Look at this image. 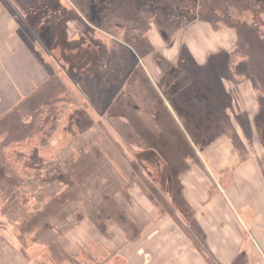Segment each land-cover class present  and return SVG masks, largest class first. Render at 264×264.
<instances>
[{
    "label": "rangeland",
    "instance_id": "obj_1",
    "mask_svg": "<svg viewBox=\"0 0 264 264\" xmlns=\"http://www.w3.org/2000/svg\"><path fill=\"white\" fill-rule=\"evenodd\" d=\"M2 4L30 55L2 65L0 264H124L115 242L150 217L191 223L178 177L210 166L206 146L238 129L264 144V0ZM243 211L227 264H264Z\"/></svg>",
    "mask_w": 264,
    "mask_h": 264
},
{
    "label": "crops",
    "instance_id": "obj_2",
    "mask_svg": "<svg viewBox=\"0 0 264 264\" xmlns=\"http://www.w3.org/2000/svg\"><path fill=\"white\" fill-rule=\"evenodd\" d=\"M18 47L20 54L13 58L12 51L17 54ZM24 52L30 55L29 49L18 36L15 17L8 14L0 0L1 80L2 76L3 79L7 77L2 68V65L7 64L5 58L16 60L24 56ZM2 53L5 54L1 55ZM20 66L25 65L20 62ZM5 83L3 87L8 88V82ZM2 89L4 88H0V95L3 94V97L0 96V109L3 110H0V115L7 112L2 107L8 104L7 95L4 91L1 92ZM14 90H11L12 96L17 97ZM237 93L245 112L249 115L256 114L259 107L250 83L241 82L237 86ZM237 132L240 138L238 140L248 155L247 161L239 162L232 137L223 135L204 148L210 166L199 161L192 164L189 171L179 175L182 206L190 212L191 223L185 224L180 218L175 219L167 214L156 219L150 217V230L143 240H137L133 244L129 242V246L122 250L120 241L115 242L112 249L115 257L124 261V264H209L208 259L213 264H227L238 249L236 243L239 237L244 235L237 220L239 209L244 210L246 221L257 233V239L264 248V149L254 135L247 140L241 130L238 129ZM181 226L192 227L190 234L181 230Z\"/></svg>",
    "mask_w": 264,
    "mask_h": 264
},
{
    "label": "trees",
    "instance_id": "obj_3",
    "mask_svg": "<svg viewBox=\"0 0 264 264\" xmlns=\"http://www.w3.org/2000/svg\"><path fill=\"white\" fill-rule=\"evenodd\" d=\"M240 142L237 139H233V148L234 150L237 152L238 156H239V162H245L248 160V155L246 154V152L243 150V148H241L240 146ZM263 149H264V144L262 143Z\"/></svg>",
    "mask_w": 264,
    "mask_h": 264
}]
</instances>
